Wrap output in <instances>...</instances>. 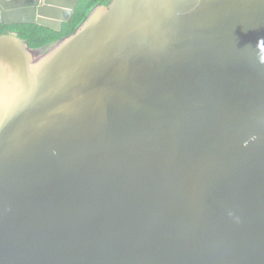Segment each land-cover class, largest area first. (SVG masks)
<instances>
[{"label": "water", "instance_id": "water-1", "mask_svg": "<svg viewBox=\"0 0 264 264\" xmlns=\"http://www.w3.org/2000/svg\"><path fill=\"white\" fill-rule=\"evenodd\" d=\"M78 0H0L61 32ZM0 264H264V0H111L47 51L0 36Z\"/></svg>", "mask_w": 264, "mask_h": 264}, {"label": "trees", "instance_id": "trees-1", "mask_svg": "<svg viewBox=\"0 0 264 264\" xmlns=\"http://www.w3.org/2000/svg\"><path fill=\"white\" fill-rule=\"evenodd\" d=\"M111 0H78L70 22L63 24L61 32L37 24L4 25L0 20V36L15 35L40 53L75 33L96 6L108 7Z\"/></svg>", "mask_w": 264, "mask_h": 264}]
</instances>
